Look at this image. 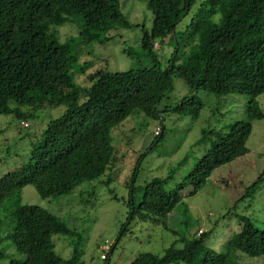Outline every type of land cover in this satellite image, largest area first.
Masks as SVG:
<instances>
[{
  "label": "trees",
  "instance_id": "16d2710c",
  "mask_svg": "<svg viewBox=\"0 0 264 264\" xmlns=\"http://www.w3.org/2000/svg\"><path fill=\"white\" fill-rule=\"evenodd\" d=\"M190 3L148 0L152 22L149 30L142 31L140 43L151 64L118 71L98 68L87 75L89 86L81 88L74 83L72 67L78 57L73 44L60 43L42 25L59 19L61 13L74 21L80 18V39L103 43L113 38L112 31L131 25L120 0H0V114L25 121L40 105L37 91L43 98L61 86L72 88L65 94L72 98L64 113L48 121L26 159L0 177V244L9 241L0 247V260L76 264L75 254L62 258L52 241L53 235H72L73 230L46 208L23 203V187L32 185L42 198H58L104 175L117 159L112 129L134 113L158 118L159 104L173 87L174 75L183 77L192 92L170 110L197 117L203 102L194 91L246 94V118L215 130L208 149L179 183L166 187L167 177L146 182L138 201L132 195L129 199V217L166 227L169 213L185 190L193 195L217 167L249 152L246 142L252 121L264 118L257 98L264 93V0H206L207 8L177 33L176 26ZM166 41L173 50L163 64L154 49L156 43L161 48ZM123 52L134 54L129 47H123ZM10 97L15 108L6 103ZM26 105L31 110L20 111ZM158 126L150 148L139 159L159 142L164 128ZM263 173L264 168L243 196L254 193ZM234 214L240 229L231 234L222 251L206 246L207 232L199 228L195 238H182L180 247L171 244L162 255L141 252L129 264H240L242 253L264 255V221L257 226L249 217ZM9 245L24 257L7 256ZM104 255L101 259L106 260L108 254Z\"/></svg>",
  "mask_w": 264,
  "mask_h": 264
},
{
  "label": "rangeland",
  "instance_id": "374dc122",
  "mask_svg": "<svg viewBox=\"0 0 264 264\" xmlns=\"http://www.w3.org/2000/svg\"><path fill=\"white\" fill-rule=\"evenodd\" d=\"M205 1L191 0L188 12L176 26L177 33L202 8H207ZM147 4L148 0H120L121 11L131 25L112 31L113 38L103 43L80 39V18L74 21L61 13L59 19L42 25L60 43L71 41L73 44L78 57L72 67L77 87L89 86L87 75L98 68L118 71L151 64L140 43L142 31L149 30L152 22ZM123 47L131 48L134 54L128 56ZM157 47L156 43L154 53L166 64L173 46L166 41L161 48ZM71 92V87L61 86L41 98L37 91L35 95L40 105L32 109V117L25 120L27 125L11 114H0V177L26 159L32 143L39 141L48 121L64 113L72 98L65 94ZM191 92L186 80L174 75L173 87L159 104V117L134 113L114 127L111 135L117 150L115 164L98 179L79 184L70 195L42 198L32 185L23 187V203L46 208L73 230L72 235L52 236L54 250L59 256L68 259L75 254L76 264H129L138 253L162 255L171 244L180 247L181 239L195 238L199 228L207 232L205 245L222 251L231 234L240 229L234 213L249 217L257 226L262 225L264 173L254 193L243 194L264 168V118L252 121V131L246 142L249 152L217 167L193 195L185 190L182 200L169 213L166 227L129 217V199L132 195L138 201L140 189L146 182L153 177H167L166 187L179 183L208 149L215 130L226 129L230 122L246 118V94L216 95L194 91L203 102L197 117L170 110ZM257 98L264 112V93ZM6 103L10 108L17 106L11 97ZM28 110L30 106H20V111ZM160 124L164 129L159 142L139 159L140 154L150 148L157 133L156 126ZM124 223L125 230L122 229ZM8 242L3 241L0 247L7 246ZM7 248V256L24 257L12 245ZM105 253L108 254L106 260L101 259ZM239 261L240 264H264V255L249 257L242 253ZM0 264H7V260L1 259Z\"/></svg>",
  "mask_w": 264,
  "mask_h": 264
},
{
  "label": "built area",
  "instance_id": "2783aa9c",
  "mask_svg": "<svg viewBox=\"0 0 264 264\" xmlns=\"http://www.w3.org/2000/svg\"><path fill=\"white\" fill-rule=\"evenodd\" d=\"M21 123L23 124V125H27V122H25V121H21ZM158 131H159V129H157V133H158ZM156 133V134H157ZM105 256V255H104ZM104 256L102 257V258H104Z\"/></svg>",
  "mask_w": 264,
  "mask_h": 264
},
{
  "label": "clouds",
  "instance_id": "9594fccd",
  "mask_svg": "<svg viewBox=\"0 0 264 264\" xmlns=\"http://www.w3.org/2000/svg\"><path fill=\"white\" fill-rule=\"evenodd\" d=\"M28 124V123H27Z\"/></svg>",
  "mask_w": 264,
  "mask_h": 264
}]
</instances>
